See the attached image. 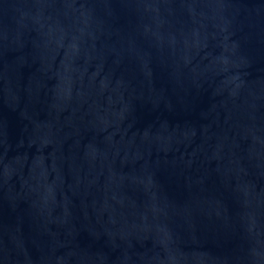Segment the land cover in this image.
Listing matches in <instances>:
<instances>
[{
  "label": "water",
  "instance_id": "obj_1",
  "mask_svg": "<svg viewBox=\"0 0 264 264\" xmlns=\"http://www.w3.org/2000/svg\"><path fill=\"white\" fill-rule=\"evenodd\" d=\"M0 264H264V0H0Z\"/></svg>",
  "mask_w": 264,
  "mask_h": 264
}]
</instances>
